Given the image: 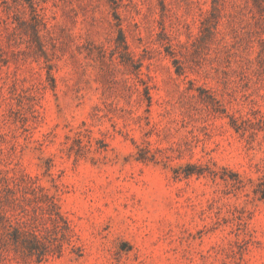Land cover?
Listing matches in <instances>:
<instances>
[{"label": "rangeland", "instance_id": "obj_1", "mask_svg": "<svg viewBox=\"0 0 264 264\" xmlns=\"http://www.w3.org/2000/svg\"><path fill=\"white\" fill-rule=\"evenodd\" d=\"M0 264H264V0H0Z\"/></svg>", "mask_w": 264, "mask_h": 264}, {"label": "trees", "instance_id": "obj_2", "mask_svg": "<svg viewBox=\"0 0 264 264\" xmlns=\"http://www.w3.org/2000/svg\"><path fill=\"white\" fill-rule=\"evenodd\" d=\"M34 237H35V239H36V241H37V242H36V241L34 242V245H35V244H39V241H38L37 237H36L35 235H34ZM34 245H31V247L34 248V247H35Z\"/></svg>", "mask_w": 264, "mask_h": 264}]
</instances>
